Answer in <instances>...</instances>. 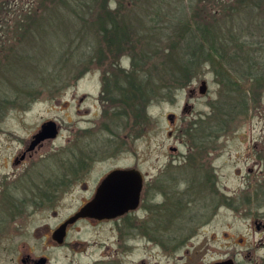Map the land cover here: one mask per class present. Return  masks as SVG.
Returning <instances> with one entry per match:
<instances>
[{"label": "rangeland", "instance_id": "rangeland-1", "mask_svg": "<svg viewBox=\"0 0 264 264\" xmlns=\"http://www.w3.org/2000/svg\"><path fill=\"white\" fill-rule=\"evenodd\" d=\"M78 1L82 2L85 9L86 4L90 3L89 0ZM260 1L243 0L240 2L244 5L240 6L241 9L253 8L256 4H261ZM67 2L72 3L71 0ZM106 6L109 14L127 15L129 18L123 20V23L135 25L136 20H140L142 23L139 26H145V30L139 33L142 38L143 34L150 37L147 30L156 25L154 15L157 10L165 16L160 19L161 24L156 28L159 33L163 30L167 34L175 32L177 29L171 25L172 19L169 15L181 13L187 17L195 15L197 22L208 21V25L213 22L220 23L223 29L218 28L219 33L226 35L224 39L228 40L229 36L233 38V41L229 42L227 55L221 57L216 54L217 58L223 60V66H219L222 71L218 72V76L216 68L211 65L200 66L201 68L194 65L188 81L176 68L173 71L168 68V73L164 72L165 74L150 79L143 74L139 75L134 69L131 71L138 74V85L153 88L154 96L153 103L146 108L149 120L138 124V163L144 171L156 170L166 163L173 153L170 147L175 144L174 138L169 134L173 129L167 116L174 113L180 119L184 118L183 121L190 125L191 129H188L186 134L193 139H199L196 143L201 150L206 151L203 153L200 170L208 169L214 176V191L210 192L211 195L202 194L201 199L202 203H210L212 208L216 206L215 225L212 223L202 229L203 234L207 236L208 245L199 254L201 264H212L231 258L235 260V264H264V229H257L254 223L258 219L264 222V201L262 190L258 186L264 180V159L261 158L264 155V84L258 89L261 97L249 99L250 109L247 111L244 108V98L236 97L233 82L230 81L240 78L239 73L248 72L247 67L264 70V20L258 17H238L237 20H231L227 16L217 18L214 14L212 17H205L217 9H226V13L230 14L232 4L226 0H107ZM136 6L140 8L137 9ZM57 8V0H7L6 7L5 0H0V43L3 41V47H0V156L6 157L16 153L21 139L28 137L44 119L57 118L65 129L70 121L92 122L94 115L100 111L95 102L100 88L99 76L110 68L112 55L105 47L102 35L99 36L98 42L90 35L76 34L75 24L69 26L71 30L66 29L63 26L65 21L62 20H69L67 14L60 11L57 13ZM254 8L261 9L260 6ZM90 14L99 13L90 12L87 18ZM78 19L79 17L76 22ZM233 20L237 28L245 29L243 35L238 33L239 30L232 34L226 33V26ZM249 20L262 28L247 29L250 24L246 22ZM78 22H82L81 19ZM215 33L212 29V34ZM211 35L207 37L212 39ZM199 37L197 31L196 35L190 34L188 39L199 40ZM235 40L243 42V45H233ZM149 45L148 48L153 47L152 44ZM102 48L106 53L104 52V56L102 53L100 57ZM135 53L133 54L136 57ZM119 63H126L129 68V60L125 57ZM85 64H90L91 68L77 76ZM139 64L145 66L149 63L145 64L144 60H139ZM151 66L150 63L149 67ZM76 79H80L78 84L75 83ZM220 79L223 80L222 83ZM225 79L228 80L224 81ZM178 80L187 82L176 83ZM203 80L207 82L205 94L199 92ZM189 87H195L198 99L189 98L186 91ZM179 88L181 92L177 94V101L172 102L169 93L174 94V90ZM74 91L77 94L72 101ZM54 92L57 93L53 94ZM226 92L233 96L232 106L222 104L226 100ZM84 95L89 97L80 103L79 99ZM36 96H39V100L34 98ZM54 98L57 100L54 101ZM187 101L192 108L184 112ZM27 105L32 108L26 113L20 112L21 107ZM6 107L9 108L5 109ZM78 108L81 112H77ZM5 112L8 113L6 119ZM229 114L234 118L233 123L220 124L222 121H230ZM177 136L179 135L174 134V137ZM112 165V162L106 161L104 168L108 169ZM250 168L253 169L251 174L248 172ZM204 173L205 171L195 176L186 173L184 179L187 181L191 176L201 181ZM82 196L84 194L78 192L73 193L72 198L66 196V207L62 214L76 211ZM214 231L215 240L209 238ZM101 234L99 228L85 224L73 231L74 245H81L74 247L72 264L94 263L98 258L99 248L94 247L92 242L101 239ZM87 241L90 244H83ZM200 241L198 244L204 245V235ZM207 247H210V250H207ZM152 254L146 255L142 250L125 252L121 255V264H140L142 260L145 264H188V258L185 257L178 260V257L167 258L156 252ZM64 255L65 252H58L59 264L64 263Z\"/></svg>", "mask_w": 264, "mask_h": 264}, {"label": "flooded vegetation", "instance_id": "flooded-vegetation-1", "mask_svg": "<svg viewBox=\"0 0 264 264\" xmlns=\"http://www.w3.org/2000/svg\"><path fill=\"white\" fill-rule=\"evenodd\" d=\"M133 53L127 51L117 61L111 58L110 68L99 76L95 102L100 111L92 122L70 121L64 129L57 118L44 119L21 139L16 153L0 156V264H59V251L65 252L63 264H72L74 247L81 245H74L73 231L81 224L99 228L102 233L96 244L92 242L99 248L93 264H121L122 254L140 250L150 256L156 252L167 258H188V264H201L199 254L208 245L202 229L216 221V206L201 202L202 194L214 191V176L205 169L203 180L194 177L203 172L200 168L206 151L196 143L199 139L186 134L190 125L184 118L170 113L167 119L173 131L169 134L175 141L170 147L171 158L156 170L141 169L137 129L139 123L149 120L146 108L154 96L151 86L146 96H138L137 74L131 73ZM124 57L129 60V68L119 63ZM76 81L78 84L80 79ZM186 91L191 100L199 98L195 87ZM178 92L180 88L169 93L172 102L177 101ZM76 94L74 91L72 101ZM88 97L82 96L79 102ZM31 108L22 106L20 112ZM191 108L185 102L184 112ZM77 112H81L79 108ZM7 115L5 112V119ZM106 161L113 163L108 169L104 168ZM117 170L132 173L107 186L101 206L126 210L115 217L71 220L95 199L108 176ZM186 173L194 178L186 181ZM75 192L84 194L80 205L63 215L65 197L72 198ZM254 223L257 229H264L262 220ZM202 234L204 245H199ZM215 236L214 231L209 238L215 240Z\"/></svg>", "mask_w": 264, "mask_h": 264}, {"label": "trees", "instance_id": "trees-1", "mask_svg": "<svg viewBox=\"0 0 264 264\" xmlns=\"http://www.w3.org/2000/svg\"><path fill=\"white\" fill-rule=\"evenodd\" d=\"M89 1L90 3L86 4V9H85L84 7H82L81 4L82 2L78 0H71L73 4L68 3L67 0H57L58 8L56 9V12L58 13V11H60L63 12L64 14H67V18L69 19V20H62L65 21L63 23V26H65L66 29L71 30L69 26L76 25L74 28V30L77 29L76 34H82L86 36L90 35L92 38L94 37L98 42H100L99 36L101 37L102 35L104 37L103 41L105 43V47L107 48L108 52L111 53L113 60L117 61V59H119L125 52L133 50L134 52H136L135 53L136 57L134 56V60H133V69L139 75L143 74L147 79H150L151 77L153 78L154 76H160L165 73H168L167 70L168 68L171 69L172 71L176 68V70L180 74H182V76L183 75L186 76L187 78L186 80L188 81L189 77L191 76L190 74L193 72L194 65L199 66V68L203 66L211 65L213 68H216L217 76H218V72L220 73V71H222V69H220L219 66L221 65L223 66V64H221L223 60H221L222 58H217L216 54L221 57L227 55L229 42L233 41V38H231V36H229V39L227 40L226 38L224 39V37L226 36L225 34L222 33L223 34L222 35L221 33H219L220 31L218 28L223 29L222 24L213 22L210 25H208L209 24L207 23L208 21L203 23L200 21L197 22L195 15H191L187 17V15L184 16L181 13H179V15L174 13L169 15V17L170 19H172L171 25L174 27V29L176 28L177 30L175 32L173 31L172 34H167V32H165L164 30L159 33L156 28L158 27V25L161 24L160 19H162V17L165 16H163L162 13L157 10L155 13L156 15H154L155 20H157V22L154 24H156L157 26L155 25L154 27H150V29L147 30V33H150L149 34L150 37L146 34H143L144 37L142 38L139 37V33L145 30V26H139L142 23L140 22V20H136L135 25L133 23L130 24L123 23V20L129 17H127V15L125 14H121V15L109 14V10L106 6L107 0H89ZM226 1H228L229 4H232V7L230 8L231 10L230 14L226 13L225 11L226 9H220L221 11L217 9L214 10L212 13L207 14V16L205 17L206 18L212 17L211 15L214 14L217 18L221 16H227L231 20L232 19L237 20L238 17L248 18V19H254L255 17L256 18L258 17L264 20V0H261L260 1L261 4L259 5L257 4L255 6L252 5L254 7L260 6L261 9H255L254 7H253L254 9L248 7L246 9H241V6H243L244 4L240 1L243 0L240 1L226 0ZM70 4L72 7L70 6ZM6 6H7V0H5V7ZM120 7H122L121 4ZM136 8L139 9L140 6H136ZM63 9L65 11H63ZM94 11H96L99 14H94V15L90 14L89 17L87 18V14ZM6 17L7 16H5V19ZM77 17H79V19H81L82 22H78L79 19L76 22ZM136 17L139 18L138 15H136ZM234 20L232 23H229V26H226L227 29L226 33L232 34L233 32L235 33L238 32L237 30H239L238 33H242L243 35L245 29H243L242 27L237 28ZM246 23L250 24L247 27V29L256 28V27L259 29L262 28V26L256 24L255 22H251L250 20L249 22ZM136 26H138L140 29L137 28ZM231 27H233V29H231ZM212 29L216 31L215 34H212ZM197 31L200 35L199 37L200 39L198 40L195 38V40L190 41L188 39L189 35L190 34L191 36L194 34L196 35ZM69 32L72 33V31ZM207 35H211L212 39L210 37H207ZM154 36L158 37V39H156ZM151 39H153L154 41ZM149 44H152L151 46L153 47L148 48L147 46H150ZM234 44H237L239 47H241L243 45V42H238L237 40H235L233 42V45ZM104 52L105 50L102 48L100 50L101 53L100 57L102 56V53L104 56ZM204 54H207L209 56H205ZM92 59L95 60V58ZM156 59H161V61L160 60L157 61ZM93 60L92 62L94 63ZM139 60L142 61L144 60L145 64L146 63L149 64L145 66L140 65ZM150 63L152 65L151 67H149ZM90 68H91L90 64L83 65L82 70L79 73H77V76H80L83 72L88 71ZM247 70L248 72L243 71L242 73H239L240 78H234L230 81L233 82L232 87L234 88L233 91H235L237 95L236 97L244 98L245 100L244 108L248 111L250 109V105L248 103L249 99L252 98V100H255L257 97L258 99L259 97H261L259 95L258 89L260 86L264 84V70H261L259 68H257V70H254L252 67H247ZM186 80L185 82H187ZM227 80L228 79H225L224 81ZM150 82L151 81H148V83ZM180 82H184V81L181 80L176 81V83H180ZM220 82L222 83L223 80L220 79ZM149 87L150 86L147 85L144 86L143 84L139 85L138 96L139 97L146 96L150 91ZM225 97L226 100L222 102L223 106L228 107L229 105L234 104L232 100L233 96L230 95L229 92ZM231 117L232 115H230V118ZM232 119L234 118H231L230 121H222L220 124L227 125L229 123H233ZM261 158L264 159V155L261 156ZM258 186L262 190L261 193L264 201V180L263 182H261L260 185L258 184ZM258 192L259 190L256 192V195Z\"/></svg>", "mask_w": 264, "mask_h": 264}, {"label": "water", "instance_id": "water-1", "mask_svg": "<svg viewBox=\"0 0 264 264\" xmlns=\"http://www.w3.org/2000/svg\"><path fill=\"white\" fill-rule=\"evenodd\" d=\"M207 91V82L203 80L201 82L200 86V93L205 94ZM53 123V122H49ZM49 128V126H46ZM132 173L130 171H124V170H117L112 172L108 178L105 180L104 184L99 189L95 199L90 202L87 206L83 207L79 212H77L71 220H76L80 217L85 216H95V217H115L121 213H123L126 208H109V207H103L101 206L104 202L105 198V190L107 186L112 185L114 182H119L124 177H128L129 174ZM213 264H234L233 259H227L223 261H217Z\"/></svg>", "mask_w": 264, "mask_h": 264}]
</instances>
